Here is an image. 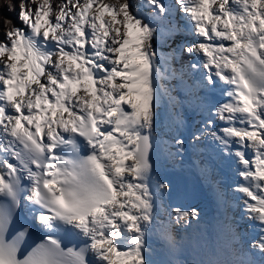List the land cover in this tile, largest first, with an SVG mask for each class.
I'll return each instance as SVG.
<instances>
[{"label":"snow or ice","instance_id":"1","mask_svg":"<svg viewBox=\"0 0 264 264\" xmlns=\"http://www.w3.org/2000/svg\"><path fill=\"white\" fill-rule=\"evenodd\" d=\"M10 10L19 26L0 17V264H157L154 236L179 247L174 226L199 210L166 205L187 193L156 174L165 61L173 79L191 78L193 97L173 159L207 145L232 164L241 218L256 230L229 229V257L208 264H264V0H12Z\"/></svg>","mask_w":264,"mask_h":264},{"label":"rangeland","instance_id":"2","mask_svg":"<svg viewBox=\"0 0 264 264\" xmlns=\"http://www.w3.org/2000/svg\"><path fill=\"white\" fill-rule=\"evenodd\" d=\"M165 95H166L165 93L162 94L161 102L157 109L155 129H158L157 132L160 133L161 135L169 138L171 137V134L173 133H175V135L177 134L176 129L174 128L176 114L173 113V108L169 107L168 105L164 103ZM157 135L159 136V134ZM161 138H163L166 141L165 137H161ZM228 223H231V220ZM225 234L226 232L221 229L220 236H223ZM221 243L222 241H218L216 242V245L218 246V244L220 245ZM159 247H160V243L159 245L156 246V248H159ZM221 249L224 250L222 251L221 254H218V253L214 254V251L218 252L220 248H215L212 243L210 242L208 243L207 241L204 244L201 253L196 252L197 251L196 248H194L195 252L191 251L188 253H182V249L177 248L174 251L175 253L173 252L174 254L172 252H167L166 253L167 259H166L164 258V255L161 249V252H159V254L156 256L153 255L152 258L154 261L157 262V264H185L187 260L208 263V261L210 260H222V259H227L229 257V253L231 251V244L229 245L228 248L227 247L222 248V245H221Z\"/></svg>","mask_w":264,"mask_h":264},{"label":"bare ground","instance_id":"3","mask_svg":"<svg viewBox=\"0 0 264 264\" xmlns=\"http://www.w3.org/2000/svg\"><path fill=\"white\" fill-rule=\"evenodd\" d=\"M153 142H154V153L155 154L158 153V149L161 150V151H163L164 149H166V145H165V142L166 141L163 138H161L160 136H158L157 134H154V136H153ZM168 151H170V149H168ZM165 157H169V156H165ZM180 183H184V184H187V185H191L192 184V181L190 180V178H188V176H185L181 180ZM197 196L199 197L200 195H197ZM167 252H169L167 248L162 249V253H163V255H164L165 258H167V256H166V253Z\"/></svg>","mask_w":264,"mask_h":264},{"label":"trees","instance_id":"4","mask_svg":"<svg viewBox=\"0 0 264 264\" xmlns=\"http://www.w3.org/2000/svg\"><path fill=\"white\" fill-rule=\"evenodd\" d=\"M56 3L61 2V0H55ZM12 0H0V17H7L13 22L15 19L14 11H11Z\"/></svg>","mask_w":264,"mask_h":264},{"label":"water","instance_id":"5","mask_svg":"<svg viewBox=\"0 0 264 264\" xmlns=\"http://www.w3.org/2000/svg\"><path fill=\"white\" fill-rule=\"evenodd\" d=\"M187 264H197V263H192V262H189V263H187Z\"/></svg>","mask_w":264,"mask_h":264}]
</instances>
